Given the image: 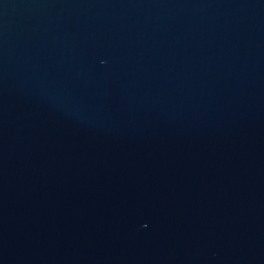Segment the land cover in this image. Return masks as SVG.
Segmentation results:
<instances>
[{
    "label": "water",
    "instance_id": "water-1",
    "mask_svg": "<svg viewBox=\"0 0 264 264\" xmlns=\"http://www.w3.org/2000/svg\"><path fill=\"white\" fill-rule=\"evenodd\" d=\"M0 264H264V0H0Z\"/></svg>",
    "mask_w": 264,
    "mask_h": 264
}]
</instances>
